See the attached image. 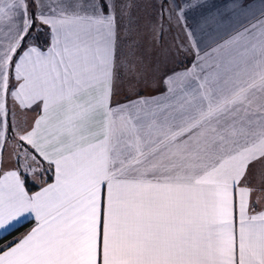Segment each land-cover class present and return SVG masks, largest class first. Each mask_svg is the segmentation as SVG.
Listing matches in <instances>:
<instances>
[{"label":"snow or ice","instance_id":"6c2138e0","mask_svg":"<svg viewBox=\"0 0 264 264\" xmlns=\"http://www.w3.org/2000/svg\"><path fill=\"white\" fill-rule=\"evenodd\" d=\"M143 6L0 0V264H264V0Z\"/></svg>","mask_w":264,"mask_h":264},{"label":"crops","instance_id":"0c3cea01","mask_svg":"<svg viewBox=\"0 0 264 264\" xmlns=\"http://www.w3.org/2000/svg\"><path fill=\"white\" fill-rule=\"evenodd\" d=\"M140 14L141 15H144L145 14V9H144L143 3H141ZM179 39H182V34L175 27H172L165 34V40L170 45L173 44L174 42L178 41ZM139 52L143 56V58H144V60H145L146 63H151V62H153L156 59V58L154 59V58L151 57V55H156V50H154V48L152 46L151 38H150L149 35H145L143 37V40L141 42V47H140ZM162 87L163 86L161 85L160 88H162ZM144 94L145 95H149V94L156 95V94H158V89H156V88L147 89V90H145ZM26 222H28V221L22 222L21 224L17 225L15 228H17L18 226H20V225H22V224H24ZM12 230L13 229H10L8 232H10ZM27 230H25V231H27ZM7 233H4V235L7 234Z\"/></svg>","mask_w":264,"mask_h":264},{"label":"trees","instance_id":"16d2710c","mask_svg":"<svg viewBox=\"0 0 264 264\" xmlns=\"http://www.w3.org/2000/svg\"><path fill=\"white\" fill-rule=\"evenodd\" d=\"M190 59H191V57L185 58L184 55L181 54L180 57L178 58V60H182V61H184V63H182V64L181 63H177L176 65L170 64L169 67H172V66L185 67V66H187L188 60H190ZM30 227H31V222L30 221L18 226L17 228H15L12 231L8 232L4 236L0 237V243H4V242L13 240L16 236L20 235L21 233H23L25 230H27Z\"/></svg>","mask_w":264,"mask_h":264},{"label":"rangeland","instance_id":"374dc122","mask_svg":"<svg viewBox=\"0 0 264 264\" xmlns=\"http://www.w3.org/2000/svg\"><path fill=\"white\" fill-rule=\"evenodd\" d=\"M141 3H143V0H141ZM152 58H156V55H151Z\"/></svg>","mask_w":264,"mask_h":264}]
</instances>
